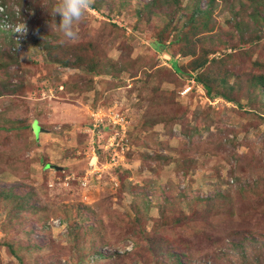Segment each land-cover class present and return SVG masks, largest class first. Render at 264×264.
Instances as JSON below:
<instances>
[{"label": "rangeland", "instance_id": "374dc122", "mask_svg": "<svg viewBox=\"0 0 264 264\" xmlns=\"http://www.w3.org/2000/svg\"><path fill=\"white\" fill-rule=\"evenodd\" d=\"M2 1L0 264H264V10L93 0L66 41Z\"/></svg>", "mask_w": 264, "mask_h": 264}, {"label": "clouds", "instance_id": "9594fccd", "mask_svg": "<svg viewBox=\"0 0 264 264\" xmlns=\"http://www.w3.org/2000/svg\"><path fill=\"white\" fill-rule=\"evenodd\" d=\"M92 2L93 0H59L57 5L50 12V15L53 17L59 15L60 22L58 25L55 22H52L50 24V28H52V26L58 28L59 31L62 33L64 40L66 41H74L78 39L76 25L82 20L86 11L90 9ZM0 8L2 9V7ZM16 28L18 29L20 28V26H17ZM16 28H12L14 32L13 38L17 40L19 45V41L23 40V38L25 37H29L30 32L25 30V26L24 28L21 27L20 30H18L17 32ZM22 31L24 34H21L20 37L18 33Z\"/></svg>", "mask_w": 264, "mask_h": 264}, {"label": "trees", "instance_id": "16d2710c", "mask_svg": "<svg viewBox=\"0 0 264 264\" xmlns=\"http://www.w3.org/2000/svg\"><path fill=\"white\" fill-rule=\"evenodd\" d=\"M210 1L211 0H209V2ZM253 5H254V7H253ZM0 6L3 7V9L6 8L5 11H4V14H0V17L2 15H5L7 17V19H10V18L11 19H14L13 18V17H15L14 12L12 11L11 7H9V6L7 7L6 2H4V1L0 2ZM248 7L251 8L252 10H257L258 12H261V11L264 10L263 0H255V1L248 0ZM204 12L205 11H201V10L199 11V9L195 8V9H193V14L192 15L193 16H196V15H199V13L200 14H204ZM205 14L206 15H205L204 19H207V17H208L207 16V13H205ZM8 33H10V35H9V37L11 39L10 42L12 44H17L18 45L17 40L15 38L13 39V36H14L13 30L12 29L9 30ZM28 39H32V37H28ZM31 41H34V43H35V44H33V46L40 45L39 43L36 42L35 39L34 40H31ZM25 42H27V41H24L21 44H24ZM159 43H161V42H157V45ZM16 61L19 62L17 58H16ZM173 61H175V64L173 63ZM170 65H171V70L175 74L181 75V76H184V77H189L195 84H197V85L199 84L204 89L206 95L209 96L211 99H213L214 97H220V98H223V99H225L227 101H230L229 97L224 92H219L217 90L214 94H212V88H213V86H217V87L218 86H223V85H221L220 82H215V81L209 79L208 77H204L200 72H197V71H195L194 74H192V73H184L182 71L180 65H179V62L177 61V59L175 57H172L170 59ZM0 66H2L3 68H6L4 65H0ZM2 70H4V69H2ZM222 88L225 89L224 86ZM195 132H197V129L196 128H194V130L192 131V133H195Z\"/></svg>", "mask_w": 264, "mask_h": 264}, {"label": "water", "instance_id": "95a60500", "mask_svg": "<svg viewBox=\"0 0 264 264\" xmlns=\"http://www.w3.org/2000/svg\"><path fill=\"white\" fill-rule=\"evenodd\" d=\"M38 129H39V127H38Z\"/></svg>", "mask_w": 264, "mask_h": 264}]
</instances>
